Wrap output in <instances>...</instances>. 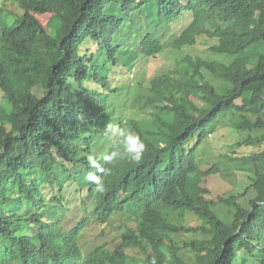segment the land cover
Listing matches in <instances>:
<instances>
[{"label":"trees","instance_id":"16d2710c","mask_svg":"<svg viewBox=\"0 0 264 264\" xmlns=\"http://www.w3.org/2000/svg\"><path fill=\"white\" fill-rule=\"evenodd\" d=\"M151 12L165 36L178 34L174 50L206 40L229 62L187 56L143 85L133 101L142 117H114L104 101L121 91L113 87L116 70L132 64L120 58L131 55L121 37L138 24L135 14L145 17L141 25ZM49 14L59 23L53 31L38 17ZM138 31L135 61L147 65L169 43ZM126 36L124 43L130 29ZM100 54L112 70L96 64ZM0 92V264H193L185 252L195 264H264V0H2ZM228 114L240 138L226 158L249 171L250 184L216 200L201 179L189 182L200 148ZM109 123L140 138L139 162L103 163L97 147L110 142ZM90 154L110 172L90 167ZM89 172L105 192L95 191ZM220 172L216 164L202 175ZM66 193L71 217L54 222L56 209L71 206ZM115 216L126 220L118 248L101 242L83 253L85 231Z\"/></svg>","mask_w":264,"mask_h":264},{"label":"rangeland","instance_id":"374dc122","mask_svg":"<svg viewBox=\"0 0 264 264\" xmlns=\"http://www.w3.org/2000/svg\"><path fill=\"white\" fill-rule=\"evenodd\" d=\"M0 6H2V0H0ZM114 10L118 11L117 7L113 8ZM108 11L111 10V7L107 9ZM148 11V10H147ZM19 14H21V11H17ZM150 19L148 23L144 22L143 24L141 21L146 20L145 17L142 19L140 14H135L132 18V20L137 21L135 25H130L127 28H125V33L127 35V31L130 29V39L129 42H123V40L127 39V36L123 35L121 37V45L122 47L128 48L131 51V55L129 56L127 52L122 53L120 55V58L125 62V64H128V62L132 61L131 69L126 68L124 72L121 74V71L116 70L115 72V80L113 81V87L121 88L120 93H118L117 96H112L111 99H105L104 105L110 104L113 109V116L114 117H121L124 119L127 118H139L142 117V113L138 108L133 107V101L139 94L140 90L142 89L143 85L148 87L150 81L160 75L166 74L172 69H175L177 67L181 68V64L184 61V58L187 56H197L206 60H212L217 62H229V59L220 56L218 54H215L213 52L209 51V42L204 40L200 44H198L195 48H185L182 51L174 50L170 45L171 42H174L175 36L178 34L171 33L168 36L167 32H161L164 28L165 23H162L159 25L158 17L154 14V12H151ZM40 20L45 24L47 29L49 31L54 30V26L56 24H59L56 21L55 16L53 15H44V16H38ZM13 18L8 17L7 21H11ZM151 24V26L149 25ZM149 25V26H148ZM182 24H179L178 27H181ZM144 30L142 34V38L146 34H153L158 36L164 44H167V47L165 48L164 52L156 56L155 58H152L149 60L148 64L141 63L138 59V61L135 59L138 56L137 53V42L139 41V31ZM149 29V30H147ZM147 30V31H146ZM159 32L162 33V37ZM117 41V39H116ZM117 45V44H115ZM88 48H91L90 45ZM82 48H80L79 52L81 53ZM94 49L91 48V51ZM99 56V55H98ZM96 64L102 65L106 64L109 66V68H113V65L111 61L108 59L107 55H101L99 56V60L96 61ZM136 64V65H135ZM107 66V67H108ZM141 68H146V73H142L140 71ZM110 70V71H111ZM108 72V70H106ZM144 74V79H140ZM110 75V74H109ZM88 87L92 88L90 83L88 82ZM89 88V89H90ZM91 90V89H90ZM0 104H4V97L0 92ZM6 104V103H5ZM99 104V101L97 102ZM229 116L225 117L223 116L219 123L213 127L212 133L210 137L207 139L206 143L200 148L199 150V156L200 161L198 165V176L196 178H193L191 182H189L190 186H193L194 183L198 182L200 179L204 182L207 189L210 190L211 195L210 198H215L217 200L218 197H221L223 195H231L232 192H241L246 189V187L250 184L248 178L250 176L249 171L246 172H240L237 171V169L242 168L236 167L235 163L230 160V157L233 154V146L235 143V139H237L236 134H234L233 128L231 126V123L233 121V116L228 114ZM225 117V118H224ZM105 137L109 138L110 142L107 143L106 140L102 142L99 141V149L100 153L106 154V152L110 151L111 149V143L113 145V142L116 143V138L113 136ZM240 136L238 135V139ZM237 139V140H238ZM102 143V144H101ZM198 156V157H199ZM219 165L222 172L219 174H216L211 177H203V173L206 172L209 168H212L214 165ZM197 173V167L194 171ZM55 189L46 188L44 191V194L46 196V200L48 204H51L52 206H56V203L54 204L52 201L53 193ZM56 193V192H55ZM66 200L68 205L74 204V199H70V195L66 193ZM240 203L246 207L245 200L241 198ZM53 206V207H54ZM74 205H71L68 209V212H62L59 209L54 210L57 214H60L58 217H54L53 221L61 222L66 221V219L71 217L72 209ZM171 212V211H169ZM172 216L175 217V220L186 224V222L183 220V217L179 215L178 212H173ZM194 221V220H193ZM68 225H70V221H67ZM111 224H94L90 228H88L83 236L80 239V246L82 247L83 253L85 250L91 246L97 245L98 243H109L107 244V247L109 249L115 250L118 248L119 243L122 241L120 238L119 233L122 232L121 230L124 228V225L126 223L125 218L120 216H115L111 220ZM194 224V223H193ZM120 229V230H118ZM115 240V241H114ZM114 241V242H113ZM113 242V243H112ZM85 255V254H84ZM182 257L187 259L189 262L195 264L194 258L191 253L185 252L182 254Z\"/></svg>","mask_w":264,"mask_h":264},{"label":"clouds","instance_id":"9594fccd","mask_svg":"<svg viewBox=\"0 0 264 264\" xmlns=\"http://www.w3.org/2000/svg\"><path fill=\"white\" fill-rule=\"evenodd\" d=\"M106 133L117 139L116 147L103 155L102 161L104 164H114L122 157H127L131 161L139 162L142 159L145 145L140 138L125 129L119 128L118 126L109 123L106 125ZM88 162L90 167L96 168L102 172L108 173L109 169H105L101 166L100 161L97 160L95 155L90 154L88 156ZM86 179L95 184V191L98 193L105 192V185L101 182L100 178L93 172H89ZM155 264V261H153Z\"/></svg>","mask_w":264,"mask_h":264}]
</instances>
